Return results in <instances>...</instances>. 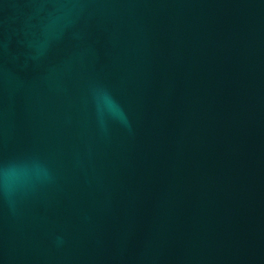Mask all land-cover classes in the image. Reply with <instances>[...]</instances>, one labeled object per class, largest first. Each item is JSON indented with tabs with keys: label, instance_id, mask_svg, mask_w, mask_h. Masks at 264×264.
<instances>
[{
	"label": "water",
	"instance_id": "obj_1",
	"mask_svg": "<svg viewBox=\"0 0 264 264\" xmlns=\"http://www.w3.org/2000/svg\"><path fill=\"white\" fill-rule=\"evenodd\" d=\"M0 264H264V0H0Z\"/></svg>",
	"mask_w": 264,
	"mask_h": 264
},
{
	"label": "clouds",
	"instance_id": "obj_2",
	"mask_svg": "<svg viewBox=\"0 0 264 264\" xmlns=\"http://www.w3.org/2000/svg\"><path fill=\"white\" fill-rule=\"evenodd\" d=\"M47 43H48L47 37L43 41H40L37 44L38 51H42L43 49H45L47 46ZM116 115H117L116 121L130 128V122L128 121L127 114L124 112L122 108H119V106H117Z\"/></svg>",
	"mask_w": 264,
	"mask_h": 264
}]
</instances>
